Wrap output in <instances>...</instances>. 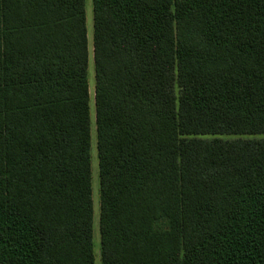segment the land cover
<instances>
[{"label":"trees","instance_id":"1","mask_svg":"<svg viewBox=\"0 0 264 264\" xmlns=\"http://www.w3.org/2000/svg\"><path fill=\"white\" fill-rule=\"evenodd\" d=\"M92 61L100 264H264V0H92ZM87 68L0 0V264H95Z\"/></svg>","mask_w":264,"mask_h":264},{"label":"rangeland","instance_id":"2","mask_svg":"<svg viewBox=\"0 0 264 264\" xmlns=\"http://www.w3.org/2000/svg\"><path fill=\"white\" fill-rule=\"evenodd\" d=\"M85 18H86V29H87V40H88V68H87V79L89 89V108L91 118V196L93 203V217H92V235L94 244V256L95 264H100L99 260V230H98V217H99V180H98V166H97V155H96V137H95V126H94V73H93V61H92V0H85ZM223 139H232L238 136H219ZM244 138H264V134L243 136Z\"/></svg>","mask_w":264,"mask_h":264}]
</instances>
